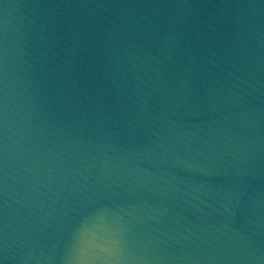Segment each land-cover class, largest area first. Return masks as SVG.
Wrapping results in <instances>:
<instances>
[{
	"label": "water",
	"instance_id": "water-1",
	"mask_svg": "<svg viewBox=\"0 0 264 264\" xmlns=\"http://www.w3.org/2000/svg\"><path fill=\"white\" fill-rule=\"evenodd\" d=\"M2 264H264V0H0Z\"/></svg>",
	"mask_w": 264,
	"mask_h": 264
},
{
	"label": "snow or ice",
	"instance_id": "snow-or-ice-1",
	"mask_svg": "<svg viewBox=\"0 0 264 264\" xmlns=\"http://www.w3.org/2000/svg\"><path fill=\"white\" fill-rule=\"evenodd\" d=\"M0 264H2V261H0Z\"/></svg>",
	"mask_w": 264,
	"mask_h": 264
}]
</instances>
